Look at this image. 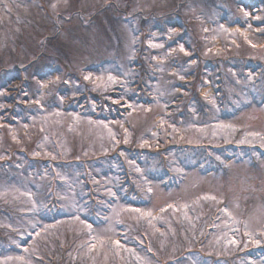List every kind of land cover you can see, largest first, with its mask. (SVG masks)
Segmentation results:
<instances>
[{
  "label": "rangeland",
  "instance_id": "1",
  "mask_svg": "<svg viewBox=\"0 0 264 264\" xmlns=\"http://www.w3.org/2000/svg\"><path fill=\"white\" fill-rule=\"evenodd\" d=\"M251 1L0 0V264H264Z\"/></svg>",
  "mask_w": 264,
  "mask_h": 264
}]
</instances>
